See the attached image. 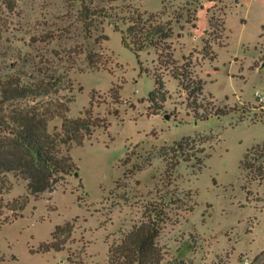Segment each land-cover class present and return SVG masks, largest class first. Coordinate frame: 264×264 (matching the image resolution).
<instances>
[{
  "label": "rangeland",
  "instance_id": "1",
  "mask_svg": "<svg viewBox=\"0 0 264 264\" xmlns=\"http://www.w3.org/2000/svg\"><path fill=\"white\" fill-rule=\"evenodd\" d=\"M91 7L105 11L94 38L108 64L100 71H70L75 100L69 115L84 116L95 91L94 114L111 125L73 147L80 176H67L54 192L37 198L27 181L9 174L13 188L5 200L13 208L26 197L29 203L18 211L21 217L0 223V264H107L110 244L142 220L145 205L161 200L170 203L171 215L158 238L166 252L162 264H255L264 251V178L242 162L248 149L264 142V0H167L158 18L173 20L175 58L193 60L205 82V105L211 94L222 112L231 111L205 120L195 118L171 74L165 76L171 97L152 115L147 98L156 88L155 49L139 58L115 30L113 23L125 30L136 12H147V19L161 12L163 0H92ZM80 10L81 0H0V85L16 72L20 54L51 56L66 67L78 59L80 65L85 55L68 52L94 48V39L84 38ZM213 14L225 19L226 38L213 44L218 57L210 61L201 52L203 39L213 40L205 34ZM114 84L122 85L119 103L110 97ZM61 125L56 118L50 128ZM188 136L194 140L184 154L198 158L181 161L169 177L163 154L177 160L169 148ZM247 162L253 164V156ZM5 216L13 219L9 210ZM68 222L75 229L65 249L41 250Z\"/></svg>",
  "mask_w": 264,
  "mask_h": 264
},
{
  "label": "trees",
  "instance_id": "2",
  "mask_svg": "<svg viewBox=\"0 0 264 264\" xmlns=\"http://www.w3.org/2000/svg\"><path fill=\"white\" fill-rule=\"evenodd\" d=\"M91 4L92 0H81L79 19L83 25L85 40L94 39V48H85L81 45L78 51L68 52L69 57L72 58L76 54L85 55L80 65L78 59L67 60V63L72 65L66 67L56 63L51 56L42 55L39 58L20 54L17 57L16 72L5 77L0 85L1 224L21 217L18 211H24L29 203V198L26 197L18 208H13L11 202L5 200L4 195L13 188L10 173L14 174L16 179L27 181L28 191L37 198L41 193L54 192L58 184L66 181L67 176H80L79 167L71 155L73 147L83 145L87 139L92 138L97 128L109 129L111 125L107 117L94 114L95 91L90 101V108L86 109L84 116L72 118L69 115L71 103L75 100V95L72 94L74 84L69 76L70 71L74 68L81 71H100L108 64L98 38H94L95 22L98 17L104 15L105 11L104 8H92ZM166 5L167 0H163V10L149 13L148 19L145 17L147 12H136L134 16L125 20V24L128 25L125 30L121 29L118 23H113L115 30L122 32L123 45L131 49L139 58L144 50L155 49L156 88L147 98L150 102L149 110L153 111L152 115L159 114L163 105L170 99L171 94L166 89L165 76L171 74L179 81L180 88L188 94V108L192 110L197 120L230 114L231 111L222 112L224 110L221 111L216 106L211 94H209L211 101L205 105V82L197 75L193 60L184 58V63L181 64L175 58L173 20L165 22L158 20L164 15ZM209 23L210 30H206L205 34L210 33L213 40L203 39L201 54L205 59L215 61L218 54L213 44L225 37L226 21L213 14ZM192 26L193 29L197 28L194 22ZM219 44L226 45V43ZM141 69L142 72L145 71L143 67ZM121 88L122 85L114 84L111 89L110 97L115 101L114 103L122 101ZM41 97L46 99H39ZM114 115H119V111L116 110ZM56 118L62 119V125L55 126L51 130L50 124ZM193 140L188 136L169 148L177 157L175 161H172L173 158L168 157L167 153L163 154L167 166L166 174L169 177H172L181 161L198 158L197 155L184 154L185 145H189ZM251 156H253V164L247 162ZM242 163L245 169L256 173L255 177L263 179L264 142L248 149ZM139 170L141 168L137 169ZM169 209L170 203L164 200L145 205L142 220L135 223L132 229L124 232L120 241L110 244L107 264H162L166 252L158 242V238L165 225L171 220ZM6 210L13 213V219L5 216ZM252 228L247 233H252ZM74 229L75 225L70 222L57 226L52 233L53 240L44 243L40 249L44 251L65 249ZM255 264H264V251L255 258Z\"/></svg>",
  "mask_w": 264,
  "mask_h": 264
},
{
  "label": "built area",
  "instance_id": "3",
  "mask_svg": "<svg viewBox=\"0 0 264 264\" xmlns=\"http://www.w3.org/2000/svg\"><path fill=\"white\" fill-rule=\"evenodd\" d=\"M257 96L261 97V94L259 92L256 93ZM263 96V95H262Z\"/></svg>",
  "mask_w": 264,
  "mask_h": 264
},
{
  "label": "water",
  "instance_id": "4",
  "mask_svg": "<svg viewBox=\"0 0 264 264\" xmlns=\"http://www.w3.org/2000/svg\"><path fill=\"white\" fill-rule=\"evenodd\" d=\"M167 118H169V117H167ZM77 176V175H76Z\"/></svg>",
  "mask_w": 264,
  "mask_h": 264
},
{
  "label": "crops",
  "instance_id": "5",
  "mask_svg": "<svg viewBox=\"0 0 264 264\" xmlns=\"http://www.w3.org/2000/svg\"><path fill=\"white\" fill-rule=\"evenodd\" d=\"M253 233V232H252Z\"/></svg>",
  "mask_w": 264,
  "mask_h": 264
}]
</instances>
